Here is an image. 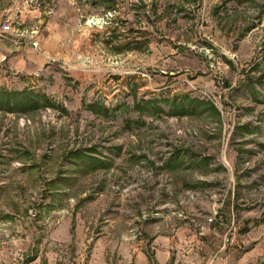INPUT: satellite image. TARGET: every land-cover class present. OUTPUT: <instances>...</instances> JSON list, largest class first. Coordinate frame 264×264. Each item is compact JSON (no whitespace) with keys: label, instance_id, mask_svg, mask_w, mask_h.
Here are the masks:
<instances>
[{"label":"rangeland","instance_id":"obj_1","mask_svg":"<svg viewBox=\"0 0 264 264\" xmlns=\"http://www.w3.org/2000/svg\"><path fill=\"white\" fill-rule=\"evenodd\" d=\"M21 11L32 12V47L39 36L55 49L32 74L47 104L4 119L32 122V142L27 129L23 137L32 156L0 136V155L19 159L0 169L32 172L34 236L62 217L75 236L78 216H107L87 204L110 191L128 193L146 217L169 190L191 189L233 210L222 220L245 236L248 220L264 221V0H0V21ZM112 29L141 49L112 52L101 42ZM184 96L205 103L175 114L162 102ZM152 99L163 112L147 107ZM86 233L55 245L57 260L87 264L92 223Z\"/></svg>","mask_w":264,"mask_h":264},{"label":"crops","instance_id":"obj_2","mask_svg":"<svg viewBox=\"0 0 264 264\" xmlns=\"http://www.w3.org/2000/svg\"><path fill=\"white\" fill-rule=\"evenodd\" d=\"M6 19L19 27L13 26L15 31L0 39V84H5L8 90H12L7 86L12 82L18 85L13 90L32 89L33 72L49 67L47 59L55 54V49L39 36V47L31 46L32 12L21 11L17 16L7 14ZM2 111L1 139L7 136L10 141L17 140L22 145L14 147L26 149L32 156L29 146L32 142V122L29 125L18 122L5 126L7 116L15 119L20 112ZM25 129L30 134L29 144L23 138ZM3 153L0 155V166L19 160ZM173 159H170L171 162ZM8 168L6 171L0 169V264H20L18 258H22L24 264H67L57 260L54 246L64 243L79 245L85 240L90 223L95 227L96 235L90 246L87 264H264V221L255 223L248 220L246 246L227 255L221 249L223 228L217 221L203 234L198 233L199 227L205 224L206 216L215 209L213 198L204 194L198 196V192L191 189L182 192L169 190L171 197L161 201L154 208V214L150 213L148 217L143 212V205L134 204L128 193L110 191L108 202L99 203L98 207L97 203L87 204L94 211L107 206V216L93 221L90 217L78 216L75 219V236L70 235L71 224L67 217L60 218L48 235L34 236L32 172L29 173V169L20 172L10 165ZM85 206L83 212L89 210ZM223 208L219 218L227 219L233 210L229 213ZM59 210L63 211V208ZM245 216L255 217L250 212L244 213Z\"/></svg>","mask_w":264,"mask_h":264},{"label":"trees","instance_id":"obj_3","mask_svg":"<svg viewBox=\"0 0 264 264\" xmlns=\"http://www.w3.org/2000/svg\"><path fill=\"white\" fill-rule=\"evenodd\" d=\"M120 33H117L115 29H112L108 35L101 40V42L110 47L111 51L114 53H122L126 50H140L143 42L134 43L131 45L129 41L125 43H120L119 39ZM134 41V40H133ZM132 41V42H133ZM163 103L169 105L172 113L175 114H185L192 112L197 104L203 105L205 102L196 99H191L188 96L183 98H172V99H162ZM47 104L46 97L32 89H22L18 90H8L0 88V110L9 112H31ZM147 107L152 110V112H163V109L159 106L156 99L148 101ZM211 108L210 104H207ZM138 107V104H137Z\"/></svg>","mask_w":264,"mask_h":264},{"label":"built area","instance_id":"obj_4","mask_svg":"<svg viewBox=\"0 0 264 264\" xmlns=\"http://www.w3.org/2000/svg\"><path fill=\"white\" fill-rule=\"evenodd\" d=\"M15 31L13 25L10 20H2L0 21V39L7 38L12 32ZM31 46H36V40L30 42ZM225 194V193H224ZM224 194L220 196L225 197ZM212 198H215L213 195ZM222 207V203L219 199V202H215V209L205 218V224L199 227V234H203L204 231L209 228L214 222L219 221V225L223 228L222 233V244L221 249L227 253V255L232 251H240L242 250L247 243V238L242 231L241 224L232 219L228 222H224L221 218H219L220 209Z\"/></svg>","mask_w":264,"mask_h":264}]
</instances>
